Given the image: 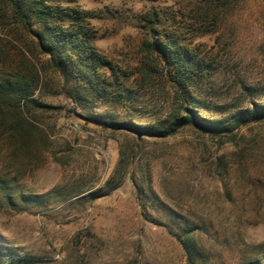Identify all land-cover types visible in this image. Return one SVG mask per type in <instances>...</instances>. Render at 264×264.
<instances>
[{
	"label": "rangeland",
	"instance_id": "obj_1",
	"mask_svg": "<svg viewBox=\"0 0 264 264\" xmlns=\"http://www.w3.org/2000/svg\"><path fill=\"white\" fill-rule=\"evenodd\" d=\"M76 2L112 69L64 74L0 6V82L30 93L0 97V264H264V0ZM188 109L222 129L118 127Z\"/></svg>",
	"mask_w": 264,
	"mask_h": 264
},
{
	"label": "trees",
	"instance_id": "obj_2",
	"mask_svg": "<svg viewBox=\"0 0 264 264\" xmlns=\"http://www.w3.org/2000/svg\"><path fill=\"white\" fill-rule=\"evenodd\" d=\"M76 0H0L3 15H13L25 28L30 30L34 25H39L41 32H36L39 47L50 56L54 67L64 74L76 73L77 75H91L97 67H109L106 61L92 43L90 19L96 18L93 12L84 10L76 5ZM156 51L163 55L167 62L172 61L171 51L165 44H154ZM186 60V56L179 54ZM28 85L22 80H4L0 82V97L8 94L17 95L21 101L29 95ZM187 115L175 119L165 131L141 129L128 123L118 124L131 131L146 130L148 133L168 137L174 135L179 129L194 125L208 132H216L219 122L200 117L194 110H187ZM264 117V105L255 106L251 113V120ZM100 123V122H99ZM188 252L189 260L195 262L196 246L190 239L183 240ZM21 260L10 259L1 264H24Z\"/></svg>",
	"mask_w": 264,
	"mask_h": 264
}]
</instances>
